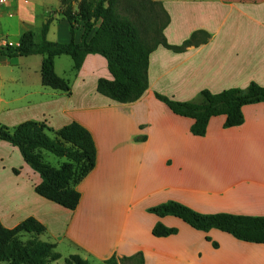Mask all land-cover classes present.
<instances>
[{
	"label": "crops",
	"instance_id": "1",
	"mask_svg": "<svg viewBox=\"0 0 264 264\" xmlns=\"http://www.w3.org/2000/svg\"><path fill=\"white\" fill-rule=\"evenodd\" d=\"M150 1L169 17L163 31L169 45L199 36L183 53L158 47L150 55L149 88L134 103L118 104L97 94V81L111 80L99 55H88L78 71L72 61L69 64L78 93L73 87L69 93L43 87L41 56H0V127L13 130L27 121L42 123L53 138L54 132L75 122L91 134L96 147L95 167L74 186L80 202L69 211L36 195L40 176L17 149L0 142L6 151V157L0 156L1 170L11 175V186L0 188V222L12 229L34 218L56 250L62 245L68 256L99 264L138 253L144 264H264V244L242 243L216 230L202 233L179 219L147 212L176 202L203 215L264 217V105L243 107L239 127L224 129V116L212 118L206 135L195 137L189 132L192 120L173 115L154 98L157 93L200 104L204 90L218 94L246 90L250 83L264 87V0ZM60 3L7 0L0 16V47L17 46L26 32H33L39 43L47 20H52L48 41L81 43L83 23L71 36ZM65 57L54 61L55 73L64 80L57 68L69 63ZM87 81L94 89L90 96L81 90ZM46 205L49 212L39 211ZM19 211L26 213L20 217ZM158 223L177 234L154 237L151 231Z\"/></svg>",
	"mask_w": 264,
	"mask_h": 264
},
{
	"label": "trees",
	"instance_id": "2",
	"mask_svg": "<svg viewBox=\"0 0 264 264\" xmlns=\"http://www.w3.org/2000/svg\"><path fill=\"white\" fill-rule=\"evenodd\" d=\"M76 1L61 0L60 14L67 21L71 36L83 23L81 43L48 41L46 35L52 20H47L40 29L39 43L35 42L33 32H26L20 36L17 46L0 47V56L8 59L41 56V85L69 93L68 81L55 73V59L69 57L73 70L78 71L88 55H99L106 61L111 80L99 79L97 94L118 104H130L142 98L149 88V57L158 47L180 54L196 45L195 39L199 36V33L193 34L180 46L169 45L163 35L169 17L160 4L150 0H80L77 10H74ZM148 5L158 6L156 20L145 17ZM160 17L162 23L157 21ZM93 29L94 35L89 39ZM201 96L202 103L193 104L154 94V98L173 115L193 121L189 132L195 137L206 135L212 118L224 116V129L239 127L244 122L243 107L264 105V87L255 83H250L245 91L229 89L212 94L204 90ZM48 133L53 132L46 125L27 121L13 130L0 127V142L17 149L23 162L40 176L41 182L34 189L36 195L63 209L74 211L80 202V193L74 186L95 167V143L91 134L75 122L54 132L53 138ZM44 152L65 162L59 168H53L44 162ZM147 212L158 218L179 219L202 233L216 230L242 243L264 244V217L224 213L203 215L176 202L149 208ZM45 232V227L31 217L12 229L3 227L0 222V264H49L59 261L62 257L56 252V246L39 240ZM151 234L156 238H166L176 235L177 230L158 223ZM212 246L215 248L216 244ZM64 264L88 263L72 255L64 259ZM103 264H144V258L141 253L121 259L112 256Z\"/></svg>",
	"mask_w": 264,
	"mask_h": 264
},
{
	"label": "rangeland",
	"instance_id": "3",
	"mask_svg": "<svg viewBox=\"0 0 264 264\" xmlns=\"http://www.w3.org/2000/svg\"><path fill=\"white\" fill-rule=\"evenodd\" d=\"M147 7L148 8H147V11L145 12V15H146L145 17H147L150 20H156L155 19L156 18L155 17V12L157 14V12H158V6L155 5V6L152 7V6L148 5ZM159 20L161 21V23L163 22V19L161 17L159 19L157 18V21H159ZM65 60H67V62H69V63L67 65H64V64L61 65V66L58 65L57 72H58L59 75H65V77H66L65 79H66V81L68 80V83H69L70 88L73 87L74 93H78V91H79L78 90L79 84L75 82L74 77H73V73H71L70 70H69V64L71 63V59L69 57H65ZM236 87H242V84H236ZM81 90H82V92H84V94L86 96H90V94L92 92H94V89H93V86L91 84V81H87L84 84V87ZM242 91H245V90H242ZM80 96L81 95L79 94L78 97L80 98ZM76 99H77V97H76ZM195 101L196 100H192L193 103ZM200 101L202 103V101H203L202 98L200 99ZM16 154H18V153L16 152ZM43 155H44V158H43L44 159V162L46 164H49L53 168H58L62 163L65 162V160L58 159V158L54 157L53 155H51L49 153H46V152H44ZM0 156H5L6 157V151L4 149L3 150L0 149ZM18 158L20 159V157H18ZM10 160L13 163L14 157H11ZM10 178H11L10 173H6V172L2 171L1 170V167H0V188H2V190L4 188H8V187L11 186ZM39 211H41V212H49V207L46 205V207H41V210H39ZM25 213H26L25 211H19L18 212V216L21 217ZM25 239L26 238H24V240ZM39 240L42 241V242H45V243H48L49 242L48 239L44 235L43 236H40L39 237ZM67 251H68L67 247H64V246L60 245L59 248L56 250V252L59 253V254H61L62 255L61 256L62 258L59 261H57V262H53V263H49V264H64V259L67 258V257H69L68 256L69 254H68ZM82 260H83V258H82ZM86 262L88 264H99V263H97L95 261H92V260H89V262L88 261H86Z\"/></svg>",
	"mask_w": 264,
	"mask_h": 264
},
{
	"label": "built area",
	"instance_id": "4",
	"mask_svg": "<svg viewBox=\"0 0 264 264\" xmlns=\"http://www.w3.org/2000/svg\"><path fill=\"white\" fill-rule=\"evenodd\" d=\"M6 5H7V0H0V16L3 12V9L6 7ZM5 46H11V45L4 44L1 47L4 48Z\"/></svg>",
	"mask_w": 264,
	"mask_h": 264
}]
</instances>
